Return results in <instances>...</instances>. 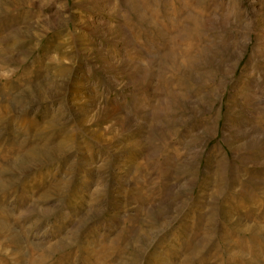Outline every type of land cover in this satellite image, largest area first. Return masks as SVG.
Wrapping results in <instances>:
<instances>
[{
  "label": "rangeland",
  "instance_id": "374dc122",
  "mask_svg": "<svg viewBox=\"0 0 264 264\" xmlns=\"http://www.w3.org/2000/svg\"><path fill=\"white\" fill-rule=\"evenodd\" d=\"M0 264H264V0H0Z\"/></svg>",
  "mask_w": 264,
  "mask_h": 264
}]
</instances>
